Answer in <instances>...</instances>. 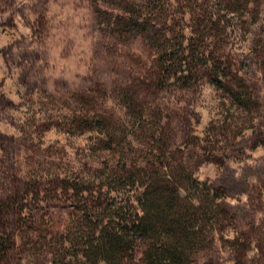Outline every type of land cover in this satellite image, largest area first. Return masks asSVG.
<instances>
[{
  "label": "rangeland",
  "instance_id": "374dc122",
  "mask_svg": "<svg viewBox=\"0 0 264 264\" xmlns=\"http://www.w3.org/2000/svg\"><path fill=\"white\" fill-rule=\"evenodd\" d=\"M183 57L187 77L174 73ZM140 111L154 125L148 133L134 120ZM104 128L117 153L101 148ZM149 131L163 135L164 161L196 154L194 175L220 193L208 202L225 205L205 225L214 239L188 264H264V0H0V218L17 233L10 264H53L29 239L53 245L83 223L86 202L66 196V183L97 185L104 163L122 154L146 159ZM120 191L105 202L137 195ZM22 207L51 227L18 226Z\"/></svg>",
  "mask_w": 264,
  "mask_h": 264
},
{
  "label": "trees",
  "instance_id": "16d2710c",
  "mask_svg": "<svg viewBox=\"0 0 264 264\" xmlns=\"http://www.w3.org/2000/svg\"><path fill=\"white\" fill-rule=\"evenodd\" d=\"M220 20L217 18L216 22ZM185 60L183 57L179 61L180 67L174 73L179 70L187 77L192 67ZM169 68L166 66L163 71H169ZM216 72L220 74L219 69ZM134 120L147 133L154 126L153 123L150 127L146 125L148 120L141 111ZM149 132L150 156L146 159H128L122 154L121 160L104 163L102 179L97 185H93V181L91 187L78 181L66 183V196L74 195L78 197L77 201L92 204L89 209L83 205L85 219H82L83 223L77 221L76 231L67 229L64 235L53 240V245L46 244L51 239L44 236L39 235V239L33 241L26 235L29 241L38 245L36 248H46L47 253L53 255V264H82L84 261L88 264H136L138 254L144 264H188L207 242L214 239L212 230L205 225L214 208H219L222 203L215 202L212 208L206 196L211 199L220 196L218 189L207 179L199 180L194 175L196 154L181 151L171 162L164 161L168 155L163 135ZM101 133L107 136V141L100 139L104 142L100 144L101 148L117 153L111 144L116 141V146L122 147L118 145L120 141L105 128ZM124 189L137 191L135 199L131 201L130 195L125 193L124 203L105 202L115 191ZM40 192V189L35 191L34 199L41 200ZM14 215L18 226L29 230L38 228L39 224L43 228H38L40 232L51 227V221L37 220L35 214H25L23 207ZM16 247L17 233L8 231L0 218V264H10ZM73 247L75 249H71Z\"/></svg>",
  "mask_w": 264,
  "mask_h": 264
}]
</instances>
